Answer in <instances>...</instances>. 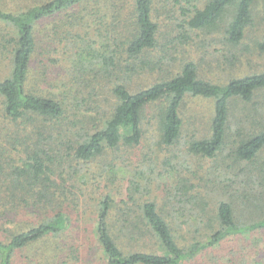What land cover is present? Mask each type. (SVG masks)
Segmentation results:
<instances>
[{
    "label": "trees",
    "instance_id": "16d2710c",
    "mask_svg": "<svg viewBox=\"0 0 264 264\" xmlns=\"http://www.w3.org/2000/svg\"><path fill=\"white\" fill-rule=\"evenodd\" d=\"M101 1L110 3L109 7L101 6ZM155 1L50 0L8 11L4 5L9 2L0 0V69L2 61L8 62L10 69V74L0 79V264H13L18 252L68 234L66 210L73 187L68 184L78 173L75 162L89 163L107 149L139 146L142 117L148 107L168 100L156 120L161 143L172 147L183 126L180 109L184 98L190 95L215 100L211 138L194 141L189 148L195 155L215 158L225 145L231 102L251 103L264 90V72L216 85L201 80L197 64L190 61L174 78L131 92L128 86L135 75L155 69L151 59L158 45ZM175 1L184 16L179 24L182 29L206 34L219 31L226 44L239 47L257 27L255 7L264 0H206L203 7L196 5V0ZM91 6L97 8L88 12L91 20H86L83 11ZM102 11L110 12L111 26L103 24L107 14L103 16ZM261 20L262 26L264 16ZM42 24L47 26L40 33ZM250 43L245 45L246 52L254 47L264 54V35L250 39ZM39 53L42 58L37 65ZM63 54L75 57L77 66L87 63V58L94 61L91 78L86 81L82 76L84 69L62 67L57 85L43 89L40 84H46L49 72L60 64L55 56ZM105 75L115 76V104L106 119L92 126L96 121L91 115L95 110L89 108L93 94L83 95L81 104L74 105L71 97L77 101L81 95L74 82L84 79L85 88L92 91V82L99 84ZM82 106L85 109L80 110ZM263 149L261 132L241 143L235 151L236 160L252 161ZM181 184L178 202L200 203L199 213L204 219L209 204L189 192L192 186L188 180ZM139 188V183H129V200L120 207L122 228L133 240L148 236L158 242L164 254L139 250L125 254L112 236L109 218L114 201L106 197L100 204L96 234L108 264H184L225 239L264 229V218L240 225L232 204L224 201L216 212L220 229L204 242L181 247L178 237L182 227L177 217L160 211L155 202L136 207L134 197ZM20 216L25 223L17 221ZM73 249L69 247V251ZM57 263L50 256L41 262Z\"/></svg>",
    "mask_w": 264,
    "mask_h": 264
},
{
    "label": "rangeland",
    "instance_id": "374dc122",
    "mask_svg": "<svg viewBox=\"0 0 264 264\" xmlns=\"http://www.w3.org/2000/svg\"><path fill=\"white\" fill-rule=\"evenodd\" d=\"M7 1L9 4L4 5L5 8L16 11L18 7L50 0ZM205 1L196 0L195 4L203 7ZM101 2V6L109 7L107 1ZM172 5L176 7L174 10ZM185 6L189 7L187 4ZM93 8L97 6H91L87 12L83 11L86 20H91L88 12ZM105 12L102 11L103 16ZM109 13L106 12L107 17L103 20L107 26L113 22ZM255 13L257 27L249 32L243 45L233 47L226 44L219 31L206 34L182 29L179 24L180 20L183 22L184 16L181 17L182 12L176 1L156 0L154 20L158 25V45L151 54L155 69L135 75L128 86L129 90L136 92L161 80L172 79L180 73L181 66L190 61L197 64L201 80L216 85H226L233 79L264 72V54L255 51L254 47L252 52L244 49L245 45L251 44L250 39L258 40L264 35V23L261 26L264 1L255 7ZM46 26L42 24L39 32L42 33ZM38 55L40 57V53ZM69 56H55L60 64L54 66L53 72H49V81L40 84L43 89H48L52 84L57 85L56 82L62 79V67L84 69L86 73H82V76L86 81L91 78L90 70L95 62L87 58V63L77 66L75 57ZM41 58L36 60L37 65ZM1 63L0 79H4L3 76L10 74V69L8 62ZM83 80L74 82L77 89L81 90V95L77 101L71 97V102L74 105L81 104L83 95L93 94L94 102L89 108L95 110L91 111V115L96 121L91 122V125L97 126L99 121L101 123L111 113L115 104V76H103L98 85L93 81L92 91L85 88L87 84ZM37 83H33V86ZM167 105L168 100H163L145 110L142 117L143 138L139 146H122L118 151L107 149L89 163L75 162L78 173L68 184L73 186L70 188V201L66 210L70 219L68 234L18 252L13 264H41L46 256L56 259L59 264H108L96 234L100 204L106 197L114 201L109 218L111 233L125 254L136 250L164 254L160 244L148 236L133 240L127 230L124 233L120 207L122 202L129 200L130 182L140 184L134 197L136 207L146 202H155L160 211H170L177 217V223L182 227L178 237L181 247L204 242L220 229L216 212L221 202L232 204L236 221L240 225H249L264 218V149L252 161H238L235 156L242 142L264 132V90L258 92L251 103L239 100L231 102L225 145L215 158L195 155L189 150L192 142L211 138L215 100L190 95L184 98L180 109L183 126L178 141L172 147L161 143L156 120ZM183 179L188 180V185L192 186L189 187L191 194L199 195L202 201L209 204L204 219H201L199 213L200 203L194 206L188 201L183 205L178 202ZM17 221L25 223L26 220L20 216ZM2 239H5L3 234ZM64 246L67 247L63 252ZM69 247H73V251H69ZM184 264H264V229L225 239Z\"/></svg>",
    "mask_w": 264,
    "mask_h": 264
}]
</instances>
